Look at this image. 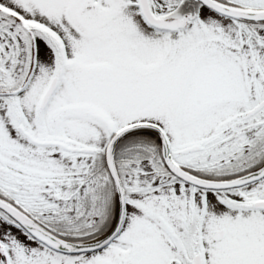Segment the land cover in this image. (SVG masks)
<instances>
[{"label":"rangeland","instance_id":"374dc122","mask_svg":"<svg viewBox=\"0 0 264 264\" xmlns=\"http://www.w3.org/2000/svg\"><path fill=\"white\" fill-rule=\"evenodd\" d=\"M166 2L156 5L170 13L175 4L172 0ZM134 3L135 0H0V28L10 31L15 47L24 57L29 55L31 59L33 50H29L35 38L34 63L14 68L10 73L14 75L6 79V87L1 90L5 89L3 96H13L11 89L23 85L33 64L32 81L18 100L24 101L27 128L37 137L102 153L110 139L107 121L115 128L149 122L161 127L174 149H179L196 144L199 138L214 134L238 117L246 123L242 114L262 100L254 92L260 95L264 88V47L254 42L242 45V24L203 7L194 10L198 15L185 30L155 31L144 23ZM54 76L60 77L58 85L42 113L38 110L39 100ZM8 99L0 98V159H6L13 170L16 165L21 169L18 159H37L39 173L62 190L71 185V179H65L83 161V173L90 169L89 160L94 155L66 153L53 146H29L18 131L22 124L20 113L11 111L13 102ZM238 113L241 114L237 116ZM148 145L138 155L143 160L132 164V172H126L127 168L121 171L128 190L129 215L126 227L110 247L65 256L31 241L18 229L0 224V242L14 262L188 264L200 251L201 242L205 249L202 256L208 264H223L231 254L230 246L239 250L242 244L236 242V233L230 232L221 241H213L212 236L223 225L231 226L223 223L224 219L238 226L245 218L222 211L218 203L223 201V195L212 193L207 195L201 230L191 227L190 221L199 219L204 212L200 206L202 193L184 187L180 190L169 178L152 179L148 175L151 168L164 173L162 177L170 175L162 163H157L158 156L152 155L153 144ZM44 159L50 161L45 163ZM145 185L160 187L161 191L140 194L138 190ZM255 189V194L264 195V185ZM56 228L61 230L62 226Z\"/></svg>","mask_w":264,"mask_h":264},{"label":"flooded vegetation","instance_id":"af4514ba","mask_svg":"<svg viewBox=\"0 0 264 264\" xmlns=\"http://www.w3.org/2000/svg\"><path fill=\"white\" fill-rule=\"evenodd\" d=\"M172 1L175 5L170 13H174L175 16L170 18L182 19L189 16L190 19L187 26L190 21L194 20L192 18H194L195 15V17L198 15L194 10L199 7L205 8L198 0ZM213 1L242 10H264V0ZM165 3H167L166 0H149L151 9L157 17L166 18L169 16L168 14L170 13L165 12V7H159ZM207 10L210 11L209 9ZM212 13L216 14L214 12ZM222 18L229 19L233 23L237 21V23L242 24V27L239 28L242 32L241 42L244 43L242 45L247 46L248 44L249 46L251 45V42H254L256 46L264 47V21L250 22L233 20L226 17ZM187 26L185 28H180L177 31H183ZM21 34H23V36L25 35L24 33ZM15 46V39L10 31L0 28V89L6 87L4 83H6V79L13 74L10 73L14 71V68L20 65H25L31 60L28 58L29 55L24 57ZM249 80H247V82H249ZM26 81L28 83L23 91L16 92V94L10 97L3 96L5 93L1 92L3 94L0 95V98H5V100L8 98L13 99H8L13 102V109H11V111L13 110L16 114L20 113L19 121H22V124L18 125V131L24 138L25 142L28 143L29 146H33L35 149L44 148L45 146L35 144L31 141L26 134V132H28L35 138H39L27 128L28 115L26 113H24L25 115L23 114L25 103L23 100H18L19 95L29 88V83L32 81V75L29 78L27 77ZM262 90L263 92L261 93ZM262 90L260 91V95L255 94L256 92H254V95L259 98L262 96V100L256 105V107L261 104H263V106L255 112H252L253 109H255V106L245 111V113L242 114V118L243 120H246V123H242L238 117L233 119L231 124H226L222 129L212 132L214 134H208L207 136L204 135L202 138H199L200 141L194 145L184 147L181 145V148L172 151L173 161L186 173L205 181H232L261 169L264 166L263 87ZM250 91L251 94H253V88L250 89ZM3 111L4 113L7 112L6 109H3ZM240 114L238 113L237 116ZM188 147H195V149L190 152H185ZM156 159L158 160L157 163H162L166 168L162 158L158 157ZM18 160L21 161L18 162L17 159H13L14 162L17 161L16 163L20 165L21 169L16 165L13 170L12 167L5 162L6 159H0V200L7 202L18 209L31 220L48 230V232L71 243L94 241L100 239L103 235L109 233L113 229L118 218V196L114 180L108 170L105 159H102L101 155L89 160V164H92L86 173H83V170L86 167L84 162L86 161H83V165L79 168L76 165L77 168H75L69 177L65 179H71V185L64 187L63 190L58 186H54L48 178H44L41 172L39 173V169L36 166L37 159ZM49 161L50 159H44L45 163ZM146 162H148V160ZM132 164V161L126 162V172H128V170H130V172L133 171ZM149 164L151 165V163ZM118 175L120 177L119 171ZM121 175L123 176L122 173ZM148 175L151 176L152 179L156 178L165 180L166 178H171V176L162 177L165 176L164 173L157 172L154 168H151ZM173 181L175 185H178L180 190L184 187L188 188L190 192L199 191L202 193L201 195L203 198L200 206L204 212L200 213L199 219L190 221L191 227H197L201 230L204 224L203 216L206 210V205L208 204L207 195L212 193H221V195H223V201L218 203V207H220L222 211L231 212L236 214V216L245 218L243 220L240 219L238 226H233L231 219H228L227 221L224 219L223 223L230 224L231 226L225 227L223 225L220 229L226 230L225 236L216 241L223 240L231 232L236 233V236L238 235L239 241L237 240L236 242L242 245L239 247V250L233 245L230 246L228 252L231 254L225 261L223 259V264H264V236L261 235V233L264 235V210L257 209L253 206L254 201L264 199V195L255 194V192H257L255 187L264 185V176L259 180L243 186L220 190L192 186L177 177H174ZM148 187V185H145L144 188H140L138 192L140 194H145L155 190L161 191L160 187ZM125 200V216L120 232L112 238L105 247L100 248L93 253L110 247L120 237L121 231L126 227L125 224L129 215L127 211V195L125 196ZM166 212H163L164 215ZM254 218H259V220H252ZM0 224L18 229L26 238L38 244L40 243L32 238L14 218L1 209ZM55 224L56 226L61 225L62 229L60 230L56 228ZM259 230H261V232H259ZM199 244L200 251L198 253L202 256V248L204 249V246H201V242H199ZM246 244H249V246ZM234 250L242 251V254L239 255L238 251ZM2 251L3 256L5 257V264H16L5 244L1 242L0 264H3ZM69 255L80 256L82 254H65V256ZM202 259L203 264L209 263L207 258L202 256Z\"/></svg>","mask_w":264,"mask_h":264},{"label":"water","instance_id":"95a60500","mask_svg":"<svg viewBox=\"0 0 264 264\" xmlns=\"http://www.w3.org/2000/svg\"><path fill=\"white\" fill-rule=\"evenodd\" d=\"M204 6L207 8L217 12L220 15L231 17L234 19H243L248 21H264V11H246V10H240L235 9L232 7H228L225 5H221L213 0H199ZM136 5L140 11V14L142 15L145 22L159 30H166V31H174L178 28L185 27L187 25V22L189 21V16L183 18V19H163V18H157L151 11L150 5L148 0H136ZM58 77H54L53 80L50 82L48 88L46 89L45 93L41 97L40 109H44L47 105L49 99L51 98L52 94L54 93L57 85H58ZM107 127L109 132L112 134V137L110 141L108 142L106 149H105V161L108 167V170L114 180L116 190H117V196H118V218L117 222L115 223V226L113 229L104 235L102 238L97 239L92 242H86V243H71L68 241H65L52 233L48 232L45 228L40 226L35 221L31 220L29 217H27L25 214H23L21 211L16 209L15 207L9 205L8 203L0 200V209L5 211L8 215L13 217L21 226H23L28 233H30L31 236H33L38 241L44 243L49 248L65 253V254H77V253H88L93 252L95 250H98L100 248H103L106 246L112 238H114L121 230L124 216H125V199H124V191L119 179V176L117 174L115 162H114V154H115V148L118 144V142L124 138L125 136L138 132V131H149L154 134H156L160 140V146L162 151V157L164 159V162L169 169V171L175 175L176 177L180 178L186 183L208 188V189H225V188H231L236 186H241L247 183H250L252 181L258 180L264 176V166L251 173L247 176H244L240 179L232 180V181H226V182H216V181H205L198 178L193 177L192 175L186 173L184 170H182L179 166H177L174 161L172 160L171 154H170V144L169 140L163 131L161 127H159L156 124L149 123V122H137L133 124H129L124 126L123 128L116 130L111 122L107 123ZM30 139L41 145H57L61 148L70 151V152H88L90 150L88 149H82V148H76L69 146L68 144L61 142V141H39L29 136ZM192 150V149H189ZM253 206L257 209L264 210V200H258L253 203ZM226 230L221 229L218 230L214 235V240H219L225 236ZM3 256V251H2ZM2 262L5 264V258L2 257ZM190 264H203L202 258L200 254H194Z\"/></svg>","mask_w":264,"mask_h":264},{"label":"trees","instance_id":"16d2710c","mask_svg":"<svg viewBox=\"0 0 264 264\" xmlns=\"http://www.w3.org/2000/svg\"><path fill=\"white\" fill-rule=\"evenodd\" d=\"M148 143H152L154 146L152 155H156L159 158H161L160 143H159L158 137L153 133H149V132L148 133L147 132L133 133V134L126 136L124 139H122L119 142V144L117 145L116 151H115V159H116V164H117L118 171H119L121 178L123 176L121 175L120 171H122L123 169L124 170L126 169V162L132 161L134 163L135 161L138 162L139 160H143V159H138V157H143V156H138V155L141 154L143 150H145L146 146L149 147ZM98 155H101L103 159L104 157L103 152L96 153V156ZM161 162H162V159H161ZM165 170L171 176V178H169L170 180L169 179L167 180L173 181L174 177L172 176V174H170L166 168Z\"/></svg>","mask_w":264,"mask_h":264}]
</instances>
